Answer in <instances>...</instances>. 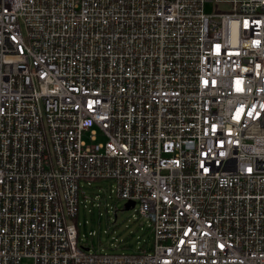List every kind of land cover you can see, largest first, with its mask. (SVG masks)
I'll use <instances>...</instances> for the list:
<instances>
[{"label": "built area", "instance_id": "1", "mask_svg": "<svg viewBox=\"0 0 264 264\" xmlns=\"http://www.w3.org/2000/svg\"><path fill=\"white\" fill-rule=\"evenodd\" d=\"M100 180L150 249L79 246ZM24 260L264 264V0H0V264Z\"/></svg>", "mask_w": 264, "mask_h": 264}, {"label": "rangeland", "instance_id": "2", "mask_svg": "<svg viewBox=\"0 0 264 264\" xmlns=\"http://www.w3.org/2000/svg\"><path fill=\"white\" fill-rule=\"evenodd\" d=\"M215 8L211 3L206 9L213 11ZM217 10L225 9L218 6ZM99 141L105 142V139L100 138ZM83 185L86 202H82L81 194L77 220L80 247L108 254H133L140 248L152 247L149 222L138 213V205L135 209H125L126 201L111 192L113 187L108 180ZM22 264H34V261L24 260Z\"/></svg>", "mask_w": 264, "mask_h": 264}, {"label": "water", "instance_id": "3", "mask_svg": "<svg viewBox=\"0 0 264 264\" xmlns=\"http://www.w3.org/2000/svg\"><path fill=\"white\" fill-rule=\"evenodd\" d=\"M133 206V204H132ZM126 209L129 210L130 209V204H126Z\"/></svg>", "mask_w": 264, "mask_h": 264}]
</instances>
